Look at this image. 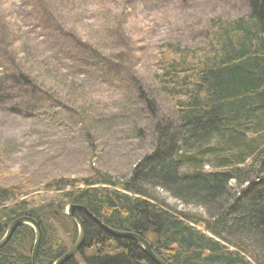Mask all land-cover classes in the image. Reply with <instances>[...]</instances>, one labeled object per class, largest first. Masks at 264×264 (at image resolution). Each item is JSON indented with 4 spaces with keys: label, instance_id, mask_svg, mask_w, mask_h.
I'll use <instances>...</instances> for the list:
<instances>
[{
    "label": "rangeland",
    "instance_id": "1",
    "mask_svg": "<svg viewBox=\"0 0 264 264\" xmlns=\"http://www.w3.org/2000/svg\"><path fill=\"white\" fill-rule=\"evenodd\" d=\"M42 5L0 0V78L8 79L0 89V187L16 189L20 200L30 199L36 207L61 203L60 192L46 191L54 181L74 180L83 189L82 182L95 180L97 172L125 181L153 149V120L136 88L152 90L159 115L175 117L176 103L188 99L194 83L187 81L190 93L172 97L159 79L162 64L186 59L184 72L173 74L184 86L187 72L195 76L198 64L215 58L212 38L219 28L250 15L242 0H45ZM94 52L100 56L92 57ZM19 75L33 86L14 84L11 77ZM153 194L174 212L208 218L204 208L161 188ZM53 224L56 236L72 248L69 227Z\"/></svg>",
    "mask_w": 264,
    "mask_h": 264
},
{
    "label": "trees",
    "instance_id": "2",
    "mask_svg": "<svg viewBox=\"0 0 264 264\" xmlns=\"http://www.w3.org/2000/svg\"><path fill=\"white\" fill-rule=\"evenodd\" d=\"M242 1L250 15L219 28L212 38L215 58L198 64L195 76L188 78L187 72L184 86L173 74L183 73L187 60L162 64L159 79L172 97L190 93L187 81L194 83L188 99L176 103L175 117L159 115L153 91L136 88L153 120V149L125 181L99 172L95 180L82 182L83 189L74 180L54 181L46 191L60 192L61 203L40 207L20 200L16 189L0 187V237L16 219H35L43 232L38 263L53 264L69 250L53 222L69 227L67 238L74 245L78 227L64 207L82 205L106 226L144 237L167 264H264V0ZM11 79L33 86L25 75ZM5 81L0 78V89ZM154 188L204 208L208 218L174 212ZM80 216L87 239L65 264H154L135 241L112 237ZM34 241L33 229L20 226L0 250V264H31Z\"/></svg>",
    "mask_w": 264,
    "mask_h": 264
},
{
    "label": "water",
    "instance_id": "3",
    "mask_svg": "<svg viewBox=\"0 0 264 264\" xmlns=\"http://www.w3.org/2000/svg\"><path fill=\"white\" fill-rule=\"evenodd\" d=\"M79 212L84 213L87 215L90 219H92L101 229H103L106 233H108L111 236H114L116 238L121 239H128L137 242L143 251L145 252L146 256L152 260L155 264H166L161 258H159L152 250L150 243L144 239L143 237H140L134 233L129 232H123V231H116L112 228H109L106 226L102 221L97 219L86 207L82 205H69L67 208L66 215L71 218L78 227V239L74 246L62 257H60L55 264H65L71 259H73L77 253L81 251L83 248V245L85 243L86 237H87V230L85 223L83 219L78 214ZM21 225H28L30 226L34 233H35V243L32 250L31 255V264H39L38 263V255L43 239V232L40 224L38 222L31 218V217H23L20 219L15 220L10 227L8 228L6 235L4 238L0 241V249L5 247L12 239L14 233L16 232L17 228Z\"/></svg>",
    "mask_w": 264,
    "mask_h": 264
},
{
    "label": "bare ground",
    "instance_id": "4",
    "mask_svg": "<svg viewBox=\"0 0 264 264\" xmlns=\"http://www.w3.org/2000/svg\"><path fill=\"white\" fill-rule=\"evenodd\" d=\"M248 17V16H247ZM247 17H244V19L245 18H247ZM238 20H240V19H238ZM254 30V29H253ZM256 31V30H255ZM255 35H257L258 37H262L260 34H258V33H255ZM119 190V192H122V193H124V194H127L124 190H121V189H118ZM97 218V217H96ZM98 219V218H97ZM100 220V219H99ZM151 245V244H150Z\"/></svg>",
    "mask_w": 264,
    "mask_h": 264
}]
</instances>
